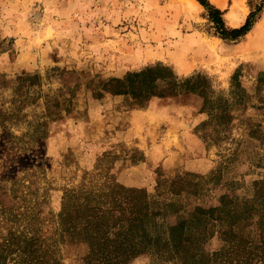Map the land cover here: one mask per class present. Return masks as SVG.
Masks as SVG:
<instances>
[{
	"label": "rangeland",
	"instance_id": "374dc122",
	"mask_svg": "<svg viewBox=\"0 0 264 264\" xmlns=\"http://www.w3.org/2000/svg\"><path fill=\"white\" fill-rule=\"evenodd\" d=\"M261 4L228 0L225 26L256 21L224 39L198 0H0V240L35 220L70 263L86 254L94 209L140 210L166 228L217 207L225 218L204 248L233 244L264 264ZM235 6L249 12L234 27L224 12ZM157 64V87L139 77L147 97L136 98L133 74ZM197 73L227 102L223 125L199 94L155 95Z\"/></svg>",
	"mask_w": 264,
	"mask_h": 264
},
{
	"label": "trees",
	"instance_id": "16d2710c",
	"mask_svg": "<svg viewBox=\"0 0 264 264\" xmlns=\"http://www.w3.org/2000/svg\"><path fill=\"white\" fill-rule=\"evenodd\" d=\"M208 11L209 17L215 23L218 34L224 38H238L245 35L256 21L255 12H251L245 23L237 28L225 26L222 11L213 7L208 0H198ZM259 6L258 11L261 10ZM164 67L157 64L142 72L135 73L136 79L128 86L136 98L147 97L144 81L139 77L163 71ZM237 77V74L233 76ZM152 85L153 78L149 79ZM264 82V73L258 76L257 89ZM157 87L152 85L151 90ZM238 87V84L236 85ZM186 93H196L203 97V105L217 104L218 125H223L224 120L229 121L231 115L227 102L221 98L212 99L208 92V80L203 74L197 73L185 78L183 81H170L162 92L166 90L175 93L182 89ZM153 93V91H150ZM169 94V93H168ZM245 93L239 92V97ZM221 104L222 108L218 106ZM211 111V109H208ZM214 111V109H212ZM211 111V112H212ZM134 197H131L133 199ZM140 203V201H135ZM218 211L217 213H215ZM154 215L135 211L127 217L114 214V208L107 210H92L86 217L88 223L85 229L87 250L86 254L70 263H65L61 255L57 254L55 240L50 234L53 232L39 227L34 220V225L26 231H9V235L0 240V264H134L138 259L144 258V264H245L251 257L246 252L239 250L236 245H230L225 250L209 251L204 248L207 226L214 221L224 220V214L216 208L204 210L198 208L188 217L181 218L166 228H158L159 223L153 219ZM126 222V225L123 223ZM32 224V223H29ZM115 225L118 228L115 230ZM230 230V229H229ZM232 230L222 234L230 236ZM228 243L231 239L225 238Z\"/></svg>",
	"mask_w": 264,
	"mask_h": 264
},
{
	"label": "crops",
	"instance_id": "0c3cea01",
	"mask_svg": "<svg viewBox=\"0 0 264 264\" xmlns=\"http://www.w3.org/2000/svg\"><path fill=\"white\" fill-rule=\"evenodd\" d=\"M217 8L220 10H224L228 5V0H215ZM219 2V3H218ZM249 9L247 7H244V10L239 8V6H235L233 10H227L224 12V16L226 19H230L229 24L231 26H239L244 22V19L246 18V15L248 14ZM232 14V15H231ZM234 14V16H233ZM233 16V17H232ZM259 24L262 22V19H264V6L262 7L260 11V17L258 18ZM238 20V21H237ZM258 24V23H257Z\"/></svg>",
	"mask_w": 264,
	"mask_h": 264
},
{
	"label": "bare ground",
	"instance_id": "6f19581e",
	"mask_svg": "<svg viewBox=\"0 0 264 264\" xmlns=\"http://www.w3.org/2000/svg\"><path fill=\"white\" fill-rule=\"evenodd\" d=\"M219 1H220V0H219ZM218 3H219V2H218ZM199 6H200V5H199ZM231 7H232V6H231ZM237 7H238V6H237ZM231 15H232V14H231ZM233 16H234V14H233ZM233 16H232V17H233ZM237 21H238V20H237Z\"/></svg>",
	"mask_w": 264,
	"mask_h": 264
}]
</instances>
